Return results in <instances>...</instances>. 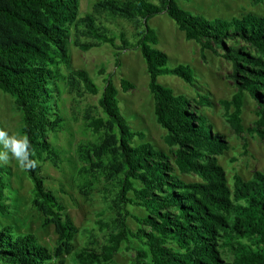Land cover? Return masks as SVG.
<instances>
[{
  "label": "trees",
  "instance_id": "trees-1",
  "mask_svg": "<svg viewBox=\"0 0 264 264\" xmlns=\"http://www.w3.org/2000/svg\"><path fill=\"white\" fill-rule=\"evenodd\" d=\"M176 1L101 0L93 14L81 15V0H0V91L13 97L24 114L23 134L34 162L24 170L34 185L33 205L58 235L52 248L34 234H21L15 225L0 223V264H55L65 255H71L74 264H117L116 257L124 251L136 253L134 264H264V172H255L249 180L236 175L230 185L220 162L230 145L199 111L210 105L209 98L177 96L159 84L161 77L174 76L193 85L194 73L191 66L169 67L148 24L166 14L203 54L211 51L231 64L237 92L221 102L226 120L235 134L249 132L264 141V18L248 14L208 20L184 11ZM108 19L141 25L136 43L123 31L113 34ZM73 35V45L84 52L104 45L115 48L117 66L121 53L141 52L170 154L149 142L134 144L147 136L135 132L121 114L119 90L111 75L104 80L103 92L85 70L64 76L62 69L71 65ZM62 82L78 97L100 95L102 115L87 117L97 139L77 150L85 164L80 169L81 189L89 193L95 184H111L106 199L114 214L108 222H98L104 243L98 247L91 233L88 245L77 251L72 243L78 229L66 205L47 187L40 166L45 160L56 167L62 164L61 154L48 141L50 133L64 127L58 105ZM121 89L128 93L135 86L122 80ZM247 96L258 107V120L250 129L243 123ZM7 175L0 159L3 216L12 210ZM181 176L198 181L186 182ZM133 208L144 210L146 216L133 214ZM131 220L138 225L136 230Z\"/></svg>",
  "mask_w": 264,
  "mask_h": 264
},
{
  "label": "rangeland",
  "instance_id": "rangeland-1",
  "mask_svg": "<svg viewBox=\"0 0 264 264\" xmlns=\"http://www.w3.org/2000/svg\"><path fill=\"white\" fill-rule=\"evenodd\" d=\"M101 0H81V15L93 14L94 7ZM158 3V0H153ZM179 8L194 16H203L208 20L217 18L231 20L252 14L264 18V3L255 4L251 0H177ZM109 20V19H108ZM110 22V23H108ZM107 22L113 34L124 32L128 40L136 43L141 25L124 20L112 19ZM158 37V49L163 51L169 59L171 69L179 66H191L194 73V84H186L174 76H163L159 84L174 91L177 96H187L192 100L199 96L208 97L207 103L200 112L205 116L214 130L223 135L230 145V151L220 159L226 170L230 185L233 186L234 177L241 176L245 180L252 178L255 172H264V141L252 136L249 132L237 135L228 124L225 109L221 105L224 100H231L237 92L235 80L232 77L231 64L211 51L202 53L201 46L196 42L186 40L177 25L166 15H159L149 23ZM76 36L73 35L70 53L71 65L63 68L67 77L71 71H87L94 83L101 89L105 87V79L110 75L119 90V106L121 114L135 132H144L145 141L135 140V145L143 142L151 143L158 151L170 154L171 150L165 143L167 132L158 124L155 114V100L149 85L150 76L146 62L140 51L121 53V63L117 66V51L110 45L84 52L73 45ZM117 45H121L119 39ZM221 52V51H220ZM105 71V75L102 74ZM128 80L135 89L124 93L121 81ZM58 105L60 115L64 118V127L61 131L50 133L48 141L61 154L62 164L56 167L52 162L45 160L40 163L42 174L47 178L46 185L66 205L68 214L78 229L76 239L72 243L75 251L88 245L91 233L96 236L98 247L104 243L105 237L99 229L98 222H108L113 213L107 203V191L111 184L101 182L95 184L89 193L82 191L83 176L80 169L85 166L78 156L79 145L88 141L94 142L97 136L90 128L88 115L101 116L99 96L85 94L78 97L71 92L67 82L60 85ZM258 107L249 96L246 98L243 123L250 129L258 120ZM24 114L10 95L0 91V131L8 136L25 139L23 134ZM0 153L7 154L8 149L0 142ZM8 162L2 163L8 169L6 181L9 184L7 193L10 198L11 215H0L3 225H15L21 234H34L39 241L55 247L58 240L56 228L46 223L45 216L33 205L34 185L19 163L8 154ZM179 174V173H178ZM186 182H197L193 176H181ZM132 213L145 217L144 210L133 208ZM130 225L137 229L138 225L131 220ZM135 246H138L135 244ZM136 253L122 252L116 257L117 264H134ZM55 264H74L71 255H65Z\"/></svg>",
  "mask_w": 264,
  "mask_h": 264
},
{
  "label": "clouds",
  "instance_id": "clouds-1",
  "mask_svg": "<svg viewBox=\"0 0 264 264\" xmlns=\"http://www.w3.org/2000/svg\"><path fill=\"white\" fill-rule=\"evenodd\" d=\"M0 142L8 149V153L0 154V159L5 163L8 162L10 153L11 156L19 163L20 167H34V162L29 159L31 153L29 151V143L27 139H18L14 136H8L6 132L0 131Z\"/></svg>",
  "mask_w": 264,
  "mask_h": 264
}]
</instances>
